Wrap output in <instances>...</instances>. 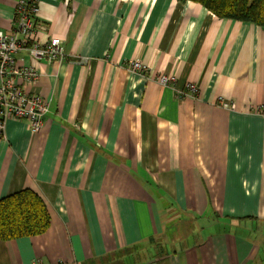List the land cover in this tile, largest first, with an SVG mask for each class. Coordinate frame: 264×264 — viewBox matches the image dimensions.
Listing matches in <instances>:
<instances>
[{"label": "crops", "instance_id": "1", "mask_svg": "<svg viewBox=\"0 0 264 264\" xmlns=\"http://www.w3.org/2000/svg\"><path fill=\"white\" fill-rule=\"evenodd\" d=\"M15 2L0 0L3 31ZM37 7V39L67 57L15 55L48 110L37 133L4 124L0 198L34 190L51 221L0 240V264H264V30L194 1ZM190 82L198 95L177 97Z\"/></svg>", "mask_w": 264, "mask_h": 264}, {"label": "built area", "instance_id": "2", "mask_svg": "<svg viewBox=\"0 0 264 264\" xmlns=\"http://www.w3.org/2000/svg\"><path fill=\"white\" fill-rule=\"evenodd\" d=\"M12 28L10 31L0 29V136L3 137L5 123L8 120L26 121L32 133L39 132L45 114L48 110V101L43 96L32 93L27 86L36 84L40 74L37 68L22 64L15 55L24 52L31 59L63 60L66 54L62 48V40L58 37H48L40 41L36 37L38 22L39 0H15ZM86 58H77L78 62H85ZM126 70L139 74H146L148 65L138 59L129 60L125 64ZM174 74H159L158 83L162 86H173ZM198 85L186 83L183 91L176 90L177 97L197 96ZM219 106L228 108L230 104L219 99ZM257 114L264 116V105L252 108Z\"/></svg>", "mask_w": 264, "mask_h": 264}, {"label": "trees", "instance_id": "3", "mask_svg": "<svg viewBox=\"0 0 264 264\" xmlns=\"http://www.w3.org/2000/svg\"><path fill=\"white\" fill-rule=\"evenodd\" d=\"M194 1L216 17L251 22L264 30V0H179ZM42 196L24 188L0 198V240L42 234L51 215Z\"/></svg>", "mask_w": 264, "mask_h": 264}, {"label": "bare ground", "instance_id": "4", "mask_svg": "<svg viewBox=\"0 0 264 264\" xmlns=\"http://www.w3.org/2000/svg\"><path fill=\"white\" fill-rule=\"evenodd\" d=\"M45 117H46V116H45ZM43 122H44V121H43ZM43 122H42V123H43Z\"/></svg>", "mask_w": 264, "mask_h": 264}]
</instances>
